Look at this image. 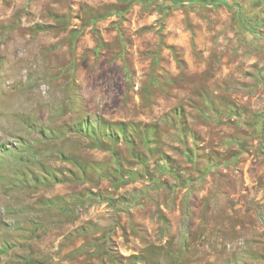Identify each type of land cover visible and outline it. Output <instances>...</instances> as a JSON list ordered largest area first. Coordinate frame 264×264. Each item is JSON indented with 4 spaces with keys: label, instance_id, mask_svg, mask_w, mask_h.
Returning a JSON list of instances; mask_svg holds the SVG:
<instances>
[{
    "label": "rangeland",
    "instance_id": "374dc122",
    "mask_svg": "<svg viewBox=\"0 0 264 264\" xmlns=\"http://www.w3.org/2000/svg\"><path fill=\"white\" fill-rule=\"evenodd\" d=\"M0 264H264V0H0Z\"/></svg>",
    "mask_w": 264,
    "mask_h": 264
},
{
    "label": "trees",
    "instance_id": "16d2710c",
    "mask_svg": "<svg viewBox=\"0 0 264 264\" xmlns=\"http://www.w3.org/2000/svg\"><path fill=\"white\" fill-rule=\"evenodd\" d=\"M95 127H96L95 123H92L89 120H87V121L81 122V124L79 125V128L75 130L90 132V131H94Z\"/></svg>",
    "mask_w": 264,
    "mask_h": 264
}]
</instances>
